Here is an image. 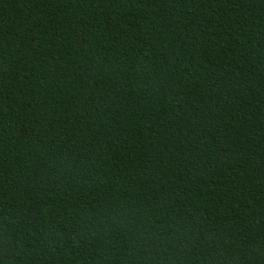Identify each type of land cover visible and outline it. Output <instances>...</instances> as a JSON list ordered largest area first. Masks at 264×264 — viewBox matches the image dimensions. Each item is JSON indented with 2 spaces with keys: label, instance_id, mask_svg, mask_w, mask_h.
Instances as JSON below:
<instances>
[{
  "label": "trees",
  "instance_id": "trees-1",
  "mask_svg": "<svg viewBox=\"0 0 264 264\" xmlns=\"http://www.w3.org/2000/svg\"><path fill=\"white\" fill-rule=\"evenodd\" d=\"M0 264H264V0H0Z\"/></svg>",
  "mask_w": 264,
  "mask_h": 264
}]
</instances>
